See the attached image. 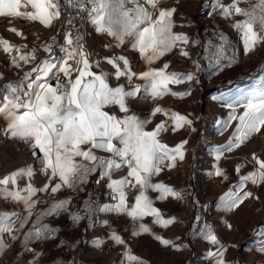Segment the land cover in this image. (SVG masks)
<instances>
[{
  "label": "snow or ice",
  "instance_id": "snow-or-ice-1",
  "mask_svg": "<svg viewBox=\"0 0 264 264\" xmlns=\"http://www.w3.org/2000/svg\"><path fill=\"white\" fill-rule=\"evenodd\" d=\"M160 3L161 0H0V18H5L9 24L28 21L51 28L55 22L63 23L67 16L70 26V30L64 32L60 56L54 52L55 37H52L53 43L42 45L48 54L44 58L36 55V48L29 50L27 45L17 46L7 39H0V51L10 57L11 66L17 69L31 66L18 81L0 86V121L4 123L0 133L28 144L32 155L39 161L38 170L34 165H26L0 176V199L23 204L26 213L23 217L0 213V254L10 250L4 234L16 240L15 232L29 225L22 233L25 250L38 255L27 245L34 240L53 238L57 231L43 223L44 217L66 213L72 201H56L30 221L34 209L42 203L34 199L36 194L55 196L61 188L76 190L88 183L93 175L96 176L95 183H107L115 200L113 204L97 207V211L126 215L134 224L146 216L153 217V223L164 228L176 222L174 217H163L147 192L159 193V200L169 197L183 199L181 192L162 182L153 183L152 178L158 176L165 165L173 168L178 159L182 161L185 157L186 139L170 147L162 137L186 126L191 131L196 129L187 115L162 107L157 101L166 96L183 99L191 95L190 89L174 91L170 86L192 82L195 78L192 72L168 71L167 62L160 67L152 65L177 49L182 57L188 58L185 46L197 45L199 40L174 31L177 27L176 9L161 7ZM211 7L221 18L234 21L229 26L238 34L244 54L264 46V0H229L228 3L212 0ZM77 19L86 20L97 34L107 35L115 42L103 45L105 50L120 48L131 39L132 48L139 53L146 70L136 72L128 57L115 52L92 60L93 53L86 47L85 33L76 25ZM8 31L17 37L24 36L15 27ZM217 38L218 44L209 41L204 46L206 52L210 47L215 49L207 58L214 59L221 69L231 67L235 52L232 57L226 56L231 42L223 33ZM222 60L228 63L222 65ZM102 63L110 66L111 71H105ZM193 63L198 69L199 64ZM113 79L117 82L115 86L111 83ZM135 80L142 83H134ZM137 99H151L153 102L148 117L141 118L132 111L130 102ZM213 99H219L230 109L227 119L218 122L220 126L226 130L235 122L228 143L216 149L215 159L219 161L224 153L232 152L254 134L264 131V68L250 88L240 90L234 96L221 94ZM112 107L118 111L110 112L108 109ZM158 114L163 118L156 122ZM149 125L154 126L149 128ZM249 162L253 167L247 172H242L244 164L235 166L237 183L220 197L226 210L240 207L247 199H259L247 190V185L264 186V158L253 153ZM125 168L126 175L112 178L115 172ZM213 168L212 174L216 177L228 179V174L218 164ZM38 174L46 177V182L39 188L31 183ZM25 179L28 183L20 187L19 181ZM129 190L138 192L131 205L127 200ZM83 211H93L90 200L85 202ZM70 218L75 224L82 216L77 212ZM200 219L199 215L195 217L197 222ZM16 223H19V229H14ZM256 228L264 234V223H259ZM149 232L151 229L147 225L139 223L131 235L135 237ZM198 232L214 248L206 253L211 264H228L227 248L212 226L205 224ZM109 239L124 248L120 264H146L132 252L129 241L117 232L112 231ZM154 239L165 247L179 250L172 240L158 235H154ZM94 243L99 247L102 241ZM260 251L264 252V247Z\"/></svg>",
  "mask_w": 264,
  "mask_h": 264
},
{
  "label": "crops",
  "instance_id": "crops-1",
  "mask_svg": "<svg viewBox=\"0 0 264 264\" xmlns=\"http://www.w3.org/2000/svg\"><path fill=\"white\" fill-rule=\"evenodd\" d=\"M222 2L228 3L229 0H222ZM210 3L211 0H161L160 3L161 7H174L176 9L174 18L177 27L174 29V31L185 33L187 29L190 28V26L187 27V22L191 17H196L197 14L199 17L197 18L198 22L194 29L197 28L205 35V37L199 39L201 54L198 57V60L200 61L197 62L199 64L198 77L195 76L196 71H193V69L190 68V66H193L192 64L194 63L184 61V58L179 54V49L174 50L172 53L166 55L160 61H157L152 65V67H160L164 62H167L169 63L168 71L193 73L195 78L194 81L185 82L184 84L180 85H174L177 88H182V86L186 84L193 85L192 94L182 99L184 102L186 101V104H183L184 108L186 106L190 107L195 105L194 101L198 100L203 90H205L204 82L208 81L209 79L213 80V78H221V67L216 65L214 59L207 58L212 55L215 49L210 47L206 52L204 48V46L207 45L209 41H211L214 45L218 44L220 42L217 38L218 34L223 33L231 42V46L227 50L226 56L232 57L233 52H235V61L231 65L233 70L237 66L236 64H238L239 60L242 62L246 61L245 63L248 64L247 68L244 67V76L251 77V83L248 84V88H250L255 79L261 75V69L264 68V46H262L263 51L259 53V56H257L254 61L249 60V62V54H244L243 47L239 42L238 34L229 26L234 21L221 18L218 12H216L214 16H207ZM242 6L247 7V5ZM201 10H203V12L199 14ZM207 19L208 23L206 22ZM235 19L242 18L236 17ZM59 23L60 22H55L51 28H44L38 22L33 24V26H37L38 29L41 28L44 31L36 30L35 27L29 25L28 22L18 23V25L7 23L4 27L5 37L3 38L8 39V41L17 46L27 45L28 49L36 48L38 52L36 55L40 58H44L48 54L43 51L42 45L40 46L39 52V47L36 43L41 41V38L47 40L46 43H53L52 37H55L59 40L61 36L59 31ZM10 27H15L22 31L24 34L23 38L17 37L15 34L8 31ZM31 31L35 32L38 38H36L35 35L31 33ZM86 33L90 46L101 49L100 56L98 58H93L92 60L102 59L104 56L111 55L113 52H115L117 55H124L128 57L133 65V69L136 72L146 70V65L144 61L141 60L139 53L132 48L131 39L127 40L126 43L120 48L105 50L102 47L103 45L115 43L110 37L107 35L97 34L94 31L93 25L90 23H88ZM58 56H60L59 53ZM9 60L10 58H8L7 62L5 63V70L9 69V71L12 72L13 67H11ZM227 63V60L221 61L222 65ZM30 67V65H25L23 68H20V74L23 76V73ZM101 67L105 71H111L110 66H108L106 63H102ZM223 68L229 69V67ZM189 69H191V71ZM231 75H233V77H237L235 74L231 73ZM5 80L19 79L17 76L14 77L11 75ZM195 81H198V83ZM120 82L123 83L124 81L121 80ZM111 83L113 86H115L117 82L113 79ZM134 83L139 84L142 83V81L135 80ZM174 100L175 99L173 97L166 96L164 99L157 101V103H159L162 107L176 111V108L173 107ZM130 107L135 114L141 118H146L148 117L151 109L154 107V104L151 99H137L134 102H130ZM108 110L110 112L118 111L115 107H112ZM182 114L185 115L184 113ZM162 118L163 117L158 114L155 118V121L159 122ZM153 126L154 125H149V128ZM3 127L4 123L3 121H0V128ZM187 128L188 127L186 126L184 130L180 132V134L183 135ZM171 133L172 132L165 134L162 139L163 142L167 143L170 147H174L179 142L176 141L172 143ZM20 143L23 146L29 148V145L25 142L0 133V160L3 161L2 165H0V176H3L12 170L26 165H34L38 170V163L31 157L30 148L27 149V151H24V147ZM190 149L191 145L185 146V157L183 159L184 165L188 164L190 161ZM97 154L105 155L104 153ZM126 172V168L122 169L118 172H115L112 178L119 179L120 177L126 175ZM95 179V175L89 177L88 183L78 186L76 190L61 188V190L57 192L55 196H49L46 193L38 192L34 199L42 201V203H40L39 206L34 209V216L30 218V221H34L35 214L47 209L56 201L70 199L72 204L66 213L44 217L43 223L48 224L50 228L57 229V231L55 232L53 238L34 240L27 245L28 248L33 249L34 253L38 255L34 256L33 252L25 250L22 233L28 230L29 225H26L24 229L15 232L16 236L18 237L16 240H12L7 236V234H4V238L10 246V250L0 254V264H118L121 261L124 248L123 246L115 245L109 239V234L112 231L117 232L125 240L128 239V246L131 248L132 252L142 258L147 264L152 262L153 257L156 258L155 262H157V260L163 261L167 259V257H171V255H164L163 257H156V255H153L150 248L153 247L154 244L151 243L150 238H146L143 235L140 238L137 236L133 237L131 235H127V233L131 234L134 228H136V225L139 223H143L148 226V223L150 222L149 220H151L152 217L146 216L145 221L141 220L134 224V222L126 215H118L116 213L101 212L96 210L97 207L115 203V200L112 198V193L107 187V183L102 182L97 184L95 183ZM45 182L46 177L39 174L36 175L31 181V183L37 188L42 187ZM152 182H162L175 189L173 168H168L165 165L163 171L158 176H154L152 178ZM26 183H28L26 179L19 181L20 187H24ZM81 187L83 190H80ZM136 194H138L137 190H129L127 192V200L129 205L134 202V197ZM147 195L153 201V206L159 209L163 216L176 215L175 198L169 197L164 200H159L157 199L159 193L151 190L147 192ZM89 200L92 202L93 211L91 213H85L83 211L85 202ZM246 203L247 200H245L243 204ZM24 208L25 206L23 204L16 203L11 200L1 199L0 201V213H15L18 216L23 217L26 215ZM77 212L80 213L82 219L78 223L74 224L70 217L73 213ZM263 220L264 209L259 210L253 217L252 221H246L243 223L244 230L251 235L247 239L248 247L243 248L241 251H232V247L226 245L227 252L225 256L228 264H264V252L260 251V249L264 247V234L260 233V231L256 228V226L259 223H262ZM229 224V220L224 224L227 232H229L227 230V228H229ZM14 229H19V223L14 225ZM238 231L242 233L243 230L239 229ZM255 236H257V239ZM252 237H255V239ZM97 240L102 241L99 247H97L94 243ZM195 242L198 250L200 251L198 253V263L211 264V262L206 263L210 259L207 257L206 253L209 249H212V247H210L209 243L203 239L195 240ZM141 247H147L149 249L148 255H146V253L144 254L138 252V249H141Z\"/></svg>",
  "mask_w": 264,
  "mask_h": 264
},
{
  "label": "rangeland",
  "instance_id": "rangeland-1",
  "mask_svg": "<svg viewBox=\"0 0 264 264\" xmlns=\"http://www.w3.org/2000/svg\"><path fill=\"white\" fill-rule=\"evenodd\" d=\"M201 12H203V10H201L199 14ZM207 16L209 15L207 14ZM198 17L199 15L196 14V17H191L187 22V27L190 26V28H188L185 33L189 35L190 39L199 40L205 37L203 32H200L197 28L194 29L197 25ZM24 22L28 21H16L12 24L18 25V23ZM206 22L208 23V19ZM7 23L8 22L5 18H0V39H5L3 38L5 37L4 27ZM28 23L29 25H32V27H35L36 30L44 31L41 28L38 29L37 26H33L35 22ZM31 33L38 38L35 32L31 31ZM46 41L47 40H44V38H41V41L36 43L39 47V52L40 46L44 45ZM57 41L58 39L56 38L54 46ZM199 44H189L185 46V50L189 52V57H183L184 61L190 63L200 61L198 60V57L201 54ZM30 49L32 48H29V50ZM262 51V46L257 47L255 51L249 54L248 61H254ZM54 52L58 56L57 50L54 49ZM8 58L10 57L0 51V86H3L7 82L18 81L5 80L11 75L14 77L17 76L18 79L22 77L20 69L13 66H11L13 67L12 72L9 71V69L5 70V63ZM245 62L246 61L242 62L239 60L234 70L232 67H229V69L222 68V71L220 72L221 78H213V80L209 79L204 82L205 90H203L198 100L194 101L195 105L190 106L191 108L187 106L184 108L183 104L185 105L186 101L184 102L180 98L173 97L175 99L173 107L176 108L177 112L181 114L184 113L192 119L193 127L196 130L191 131L190 128H187L186 132L182 135L180 132L184 130L183 128L176 133H171L172 143L176 141L180 143L185 139L188 141L187 145H191V158L189 163L185 165L183 164V160L181 161L178 159L176 166L173 167L175 190L182 193L183 199H175V216L165 215L163 217H174L176 222L169 225L167 228H164L160 225L154 224L152 217L148 223V227L151 229V232L143 233L137 236L140 238L143 235L146 238H150L151 243L154 244V246L150 249L152 250V254L156 255V257L171 255V257H167V259L163 261L157 260V262H155L156 258L153 257L150 264H199L198 253L200 251L196 246L195 240H202L198 229L202 228L205 224L211 225L221 243L224 246L227 245L232 247V251H241L243 248L248 247L247 239L251 235L244 230L243 223L246 221H252L256 213L259 210L264 209V186L256 187L251 184L247 185V190L251 191L254 196L259 197V199H247L246 204H241L240 207L231 211L226 210L223 207L220 197L230 189H233L236 185L237 175L234 169L237 164H244L245 167L242 169V172H247L253 167L252 163L249 162L253 153L261 158H264V131L254 134L239 148L233 149L232 152L224 153L221 159L216 161V149L228 143L229 137L235 127V122H233L226 130L220 126V123L218 122H222L227 119L230 109L224 107L219 99H213V97H219L221 94H224L225 96H234L240 90L248 89V84L251 83V77L244 76V67H248V64ZM192 65L193 66H190V68H192L193 71H196L195 76L198 77L199 70L195 67V64ZM231 73L237 75V77H233ZM170 87L174 91H185L190 89L192 94L193 85L186 84L183 85L182 88H177L174 85ZM238 111H243V109H239ZM23 147L24 151L29 149L26 146ZM2 162L3 161L0 160V165H2ZM214 164H218L219 167H221L228 174L227 180H223L222 178L216 177L212 174L214 172ZM197 215L201 218L199 222L195 220ZM145 220L146 218L144 217L143 221ZM228 220L230 221L229 225H231V228H227L229 232L226 231L224 226L225 222ZM136 228H138V225H136ZM239 229L243 230L242 233L238 231ZM127 235L131 234L127 233ZM154 235L172 240L175 245L179 246V250L177 251L171 246H163L156 239H154ZM255 237L257 239V236ZM255 237L252 238L255 239ZM209 246L214 250L211 244H209ZM138 252L144 254L146 253V255H148L149 249L147 247H141V249H138ZM208 262H211V258L206 263Z\"/></svg>",
  "mask_w": 264,
  "mask_h": 264
},
{
  "label": "built area",
  "instance_id": "built-area-1",
  "mask_svg": "<svg viewBox=\"0 0 264 264\" xmlns=\"http://www.w3.org/2000/svg\"><path fill=\"white\" fill-rule=\"evenodd\" d=\"M212 4V0L210 3V7L207 11V14L209 16L216 14L217 11H214L213 8L211 7ZM73 15H76L75 13H73ZM76 25L80 28V31L85 33V43H86V47L88 49L89 52L93 53L91 59L93 58H98L101 54V49L100 48H96L93 46H90V44L88 43L87 40V26H88V22L86 20H80L77 19L75 21ZM70 30V26L67 23V16H65L63 18V23H59V31H60V39L57 41L56 45L54 46V49L58 51L59 55H62V53H60V47L64 44V32L69 31Z\"/></svg>",
  "mask_w": 264,
  "mask_h": 264
},
{
  "label": "water",
  "instance_id": "water-1",
  "mask_svg": "<svg viewBox=\"0 0 264 264\" xmlns=\"http://www.w3.org/2000/svg\"><path fill=\"white\" fill-rule=\"evenodd\" d=\"M53 83H54V81H53ZM30 154H31V157H32L34 160H36V162H37L38 165H39V161L36 159V157H34V156L32 155V153H30ZM118 264H120V262H119Z\"/></svg>",
  "mask_w": 264,
  "mask_h": 264
},
{
  "label": "bare ground",
  "instance_id": "bare-ground-1",
  "mask_svg": "<svg viewBox=\"0 0 264 264\" xmlns=\"http://www.w3.org/2000/svg\"><path fill=\"white\" fill-rule=\"evenodd\" d=\"M191 71V69H189Z\"/></svg>",
  "mask_w": 264,
  "mask_h": 264
},
{
  "label": "trees",
  "instance_id": "trees-1",
  "mask_svg": "<svg viewBox=\"0 0 264 264\" xmlns=\"http://www.w3.org/2000/svg\"><path fill=\"white\" fill-rule=\"evenodd\" d=\"M262 223H264V222H262Z\"/></svg>",
  "mask_w": 264,
  "mask_h": 264
}]
</instances>
